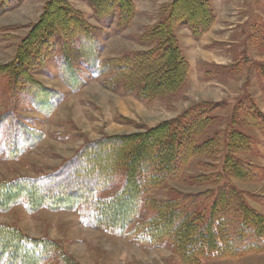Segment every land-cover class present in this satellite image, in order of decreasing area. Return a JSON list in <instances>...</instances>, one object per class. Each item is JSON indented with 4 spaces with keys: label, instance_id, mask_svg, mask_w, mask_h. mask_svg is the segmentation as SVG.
Segmentation results:
<instances>
[{
    "label": "trees",
    "instance_id": "1",
    "mask_svg": "<svg viewBox=\"0 0 264 264\" xmlns=\"http://www.w3.org/2000/svg\"><path fill=\"white\" fill-rule=\"evenodd\" d=\"M22 1L0 0V15ZM86 1L96 27L68 0L45 2L37 22L17 46L14 59L0 65V74L11 80L14 99L26 97L43 112L61 101V94L44 88L33 76L45 71L44 63L51 57L59 79L73 90L80 70L92 77L119 80L127 92H135L141 100L169 94L182 85L189 68L176 29L187 27L191 36L199 39L215 19L210 0H171L160 8L157 23L144 33L143 38L153 43V48L118 59H102L98 38L111 25L123 31L135 16V4L133 0ZM217 106L215 102L197 104L183 116L145 133L87 143L51 173L0 183V211L20 204L28 211L81 209V218L91 227L122 233L131 226L129 238L147 248L169 247L181 264L263 252L264 217L228 185L215 191L177 194L165 201L144 198V192L172 179L189 157L215 153L217 138L200 144L196 139L210 121L206 112ZM230 133L225 166L245 180L251 168L234 154L247 148L249 139L236 131ZM34 139L9 106L0 116V153L16 158ZM111 191L115 193L103 197ZM0 264L79 263L57 242L33 239L0 225Z\"/></svg>",
    "mask_w": 264,
    "mask_h": 264
},
{
    "label": "rangeland",
    "instance_id": "2",
    "mask_svg": "<svg viewBox=\"0 0 264 264\" xmlns=\"http://www.w3.org/2000/svg\"><path fill=\"white\" fill-rule=\"evenodd\" d=\"M46 1L23 0L14 10L0 15V65L14 59L17 46L28 28L37 22ZM163 1L168 4L171 0H133L137 9L134 23L132 19L120 32L115 25L107 28L98 38L99 56L118 59L153 48L154 44L143 36L160 19L162 9L158 6ZM210 1L222 17L214 30L211 29L215 20L205 32H210L208 39L213 45L196 48L205 33L192 41L187 27L179 26L184 60L189 66L187 75L175 91L152 100H141L135 92H127L119 80L92 77L80 70L76 73L79 78L74 84L76 89H70L59 79L57 64L51 57L44 63L45 71L34 72L33 76L44 88L61 94L62 99L53 109L43 112L26 97L14 99L10 78L0 74V116L9 106L13 107L35 138L16 158L0 153V183L51 173L87 143L105 137L142 134L183 116L197 104L215 102L218 106L209 107L206 114L210 121L196 139L200 144L217 138L215 153L189 157L172 179L144 192V198L165 201L177 194L215 191L228 185L264 217V0ZM68 2L91 26H97L86 0ZM195 51L208 53L212 61L195 59L196 65L190 72L185 52L189 56L191 52L195 55ZM233 131L249 139L248 147L234 154L251 168L245 180L235 177L225 166L231 142L229 134ZM82 216L81 209L28 211L20 204L0 211V225L18 229L33 239L57 242L79 264H181L171 248H147L129 238L131 226L122 233L105 231L91 227L87 220L84 223ZM88 217L89 214L85 215ZM201 263L264 264V251L234 258H203Z\"/></svg>",
    "mask_w": 264,
    "mask_h": 264
},
{
    "label": "crops",
    "instance_id": "3",
    "mask_svg": "<svg viewBox=\"0 0 264 264\" xmlns=\"http://www.w3.org/2000/svg\"><path fill=\"white\" fill-rule=\"evenodd\" d=\"M211 2V5H212V7H213V10H214V13H215V23H214V25H213V28L211 29V30H214V28H216L218 25H219V23L221 22V14L218 12L219 11V9H217V6L215 5V3L213 2V1H210ZM167 2H165V1H163V2H161V3H159V6H158V9L159 8H161L163 5H165ZM157 9V10H158ZM157 13V12H156ZM136 15H137V9H136V6H135V17H136ZM134 17V18H135ZM133 18V22L132 23H134V19ZM156 20H154L153 21V23L155 22ZM152 23V24H153ZM184 27V26H183ZM186 31H187V33H188V35H189V38L192 40V41H194L195 39H193V37L191 36V33L189 32V29H187L186 28ZM179 32H180V30L177 28L176 29V35H177V38H178V41H179V43H180V45H181V48L183 49V52H184V47H182L183 46V44L181 43V40H180V38H179ZM210 34V32H207V33H205L204 35H203V37L200 39V40H198V43H197V46H196V48H200V45H203V46H212L213 45V41H209V39H208V35ZM188 45V44H187ZM202 46V47H203ZM191 54H192V52H191ZM190 54V55H191ZM194 54L195 55H189L188 56V53H186L185 52V55H186V57H187V60H188V62H189V65H190V67H191V71L190 72H193V69H194V66L193 65H196L195 64V59H197V60H204V61H207V62H209L210 63V61H212V59H209V55H208V53H202V52H198V51H195L194 52Z\"/></svg>",
    "mask_w": 264,
    "mask_h": 264
}]
</instances>
